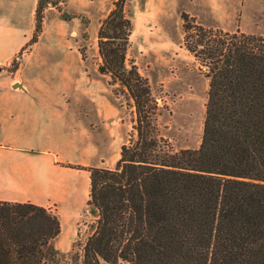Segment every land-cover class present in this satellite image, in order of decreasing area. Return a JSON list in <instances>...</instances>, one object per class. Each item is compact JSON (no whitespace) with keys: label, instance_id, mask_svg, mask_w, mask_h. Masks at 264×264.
I'll use <instances>...</instances> for the list:
<instances>
[{"label":"trees","instance_id":"trees-1","mask_svg":"<svg viewBox=\"0 0 264 264\" xmlns=\"http://www.w3.org/2000/svg\"><path fill=\"white\" fill-rule=\"evenodd\" d=\"M64 5L37 0L33 33L10 71L38 41L48 7L75 17ZM180 17L183 45L209 87L200 145L178 150L158 132L148 78L128 61L127 0H114L99 22L97 70L132 99L135 117L113 167L68 164L89 171L93 220L81 264H264V35ZM60 231L55 209L0 200V264H54Z\"/></svg>","mask_w":264,"mask_h":264},{"label":"rangeland","instance_id":"rangeland-1","mask_svg":"<svg viewBox=\"0 0 264 264\" xmlns=\"http://www.w3.org/2000/svg\"><path fill=\"white\" fill-rule=\"evenodd\" d=\"M36 2L0 0V18L8 17L9 14L12 17L22 16L27 28H33ZM113 2L65 0L64 8L75 14L70 21L60 19L57 9L50 6L45 10L40 36L46 42L50 41L51 36H60L54 38L52 43L66 45L76 53L74 97L86 104L85 118L93 122L95 117L103 119V109H107L110 114L121 109L123 131L128 129L130 134L135 117L132 99L120 91L115 93L108 83L109 77L97 70V29L100 20L113 7ZM236 4L240 8H230V5ZM127 10L133 22L128 61H133L150 82L159 105V134L167 138L175 150L197 148L201 142L209 80L183 45L180 13L189 12L206 26H219L228 31L239 28L244 32L264 35V0H127ZM14 45L12 42L10 46ZM17 55L0 64L4 67L0 70V80L10 81L19 76V73L15 74L16 70L10 71ZM121 134L113 135L106 147L103 146V139H95L99 148L93 145L88 166L113 167L120 156L121 144L118 143ZM87 197L88 191L73 225L70 219L73 209L70 204H66L65 208L57 202L50 205L59 214L60 220H63V229L54 241L60 251L54 264H81L82 244L91 232L89 224L93 220L86 211Z\"/></svg>","mask_w":264,"mask_h":264},{"label":"crops","instance_id":"crops-1","mask_svg":"<svg viewBox=\"0 0 264 264\" xmlns=\"http://www.w3.org/2000/svg\"><path fill=\"white\" fill-rule=\"evenodd\" d=\"M33 30L22 16L0 18V64L19 52ZM50 38L46 42L40 36L23 54L18 77L0 80V200L70 204L73 225L89 190V171L68 164L90 165L93 145L99 148L95 139H103L106 147L122 133V145L130 130L123 131L121 109L112 114L103 109V119L93 122L85 118L86 104L74 97L77 55L52 43L60 36Z\"/></svg>","mask_w":264,"mask_h":264},{"label":"bare ground","instance_id":"bare-ground-1","mask_svg":"<svg viewBox=\"0 0 264 264\" xmlns=\"http://www.w3.org/2000/svg\"><path fill=\"white\" fill-rule=\"evenodd\" d=\"M62 221H63V220L61 219V220H60V222H61V230L63 229V224H62Z\"/></svg>","mask_w":264,"mask_h":264}]
</instances>
